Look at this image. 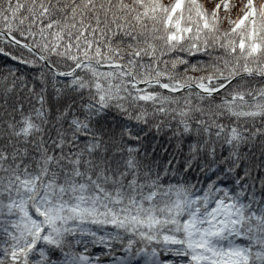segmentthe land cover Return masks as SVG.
<instances>
[{
  "label": "snow or ice",
  "instance_id": "6c2138e0",
  "mask_svg": "<svg viewBox=\"0 0 264 264\" xmlns=\"http://www.w3.org/2000/svg\"><path fill=\"white\" fill-rule=\"evenodd\" d=\"M0 264H264V0H0Z\"/></svg>",
  "mask_w": 264,
  "mask_h": 264
},
{
  "label": "trees",
  "instance_id": "16d2710c",
  "mask_svg": "<svg viewBox=\"0 0 264 264\" xmlns=\"http://www.w3.org/2000/svg\"><path fill=\"white\" fill-rule=\"evenodd\" d=\"M4 59H5L4 57L0 56V65H2Z\"/></svg>",
  "mask_w": 264,
  "mask_h": 264
}]
</instances>
